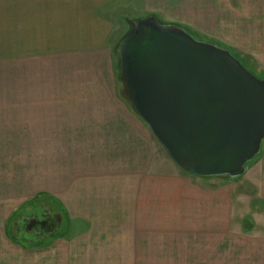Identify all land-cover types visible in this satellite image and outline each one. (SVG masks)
Wrapping results in <instances>:
<instances>
[{
	"label": "crops",
	"instance_id": "0c3cea01",
	"mask_svg": "<svg viewBox=\"0 0 264 264\" xmlns=\"http://www.w3.org/2000/svg\"><path fill=\"white\" fill-rule=\"evenodd\" d=\"M116 3L127 13L147 8L165 22L264 62V0H0V145L16 144L11 151L19 156L18 145L28 143L32 168L43 166L48 174L59 168L66 175L59 196L52 189L38 190L23 206L43 193L59 212L66 238L115 237L109 231L136 213L142 182L146 187L147 176L159 174V214L188 216L198 220L199 230L219 232L222 239L230 235V249L236 257L244 254L243 264H264V235L251 221L233 227V184H206L214 178L198 184L199 177L183 173L121 95L114 55L100 59L109 35L106 43L98 39V15L116 14ZM33 144L39 147L35 157ZM259 158L252 166L259 178L251 186L264 200V153ZM13 164L22 172L20 162ZM25 174L17 173L19 189ZM20 206L0 215V264H90L84 262L86 254L107 253L11 241L5 224L29 210ZM69 254L76 261H67Z\"/></svg>",
	"mask_w": 264,
	"mask_h": 264
},
{
	"label": "water",
	"instance_id": "95a60500",
	"mask_svg": "<svg viewBox=\"0 0 264 264\" xmlns=\"http://www.w3.org/2000/svg\"><path fill=\"white\" fill-rule=\"evenodd\" d=\"M127 25L113 55L133 112L183 173L238 179L262 154L264 77L152 14Z\"/></svg>",
	"mask_w": 264,
	"mask_h": 264
},
{
	"label": "rangeland",
	"instance_id": "374dc122",
	"mask_svg": "<svg viewBox=\"0 0 264 264\" xmlns=\"http://www.w3.org/2000/svg\"><path fill=\"white\" fill-rule=\"evenodd\" d=\"M119 6L120 5L116 3L114 10L116 14L109 13V15H98V39L100 40V38H102L101 41L106 43V39L109 35V41L106 43L107 45L99 50L101 60L113 54L114 47H111V45H113L114 40H112V38L115 37L116 42L127 30L128 19L146 16L149 13L147 12V8L143 10H141V8H134L133 10L131 9L130 13H127L126 11L128 10H124L123 8L119 9ZM153 16H155L158 22L162 24L166 23L165 20L163 21L158 16ZM175 25L182 27L195 39L201 42L214 44L227 49L248 71L259 78L264 77V62L252 61V59L247 56L242 57L221 42L202 35L185 25L178 23H175ZM117 83L118 88H120L119 81ZM11 145L16 144L7 143L2 146L0 145V215H4V217L8 215L9 209L10 211L16 212L19 204L21 208L24 203L28 202L33 197L36 191L52 189L51 191L59 196V187L63 180V185H66V175L60 174L59 168L51 174H48V170L44 169L43 166L32 168L31 161L26 155L29 150L28 143L23 142L18 145L21 147L19 156L18 154L16 155L14 151H11ZM31 147L34 152H32V155L35 157L39 152L38 144H33ZM262 153H264V141L262 142ZM49 159L52 162L56 160L53 157ZM259 159L260 158L256 159L254 163L248 165L244 174L238 179L229 181L228 183L231 182L234 187L232 205L233 215L237 222H234L233 227L239 226L240 220L241 222L250 220L253 223V230L264 235V200L257 198V188L251 186V182L259 178L257 175H252V166ZM14 162H20L22 172L23 170L26 171V180L22 189H19L22 183L20 184L21 181L19 182V176L17 175V173H19L21 176L22 172L17 168L16 164H13ZM156 162V171L159 173V159ZM32 170L43 173L36 174L35 177H32L29 174ZM6 174L11 175L6 176ZM6 178H13V181L6 184ZM194 180H196L198 184L204 182L201 178H195ZM144 182L145 180L141 185L142 190L139 193L136 213L128 217L131 221L116 223V229L114 231H109V234H113L115 237H80L68 239L60 223L55 233L57 236L56 238L46 237L44 241H41L43 243L51 238L44 247H55L74 252L76 247L85 246L87 247V252H90V250H94L95 252L98 249L107 252L106 254H86L84 256V262L90 264H237V262L243 264L245 262L243 257L244 254H240L239 257H236L235 251L230 249L232 243L230 241V235H228V239H222L220 238L219 232H204L203 230H199L197 227L201 225L198 220L197 222L188 220V216L182 215L179 217L176 216L175 213L174 215L168 216L159 214V174L148 175L146 187L143 186ZM221 183L223 184L226 182L218 179L206 181V184L211 186ZM230 186L228 185V188H230ZM54 188L57 189L55 190ZM160 192L163 193L162 191ZM30 208H32L30 205H25L23 209L30 210ZM163 208L164 207H161L160 209H167ZM10 219L8 220L9 223L6 221L7 224H5V226L7 225V229H10V233L14 236V239L22 244L23 241L21 239L29 236L22 228L19 232L15 231L16 228L21 225L18 217L15 216L11 220ZM59 234H62L65 238L58 237ZM227 241L228 244L226 245L225 243ZM242 241L243 239L238 237V244H241ZM26 243L28 244L27 241ZM234 245L236 244L234 243ZM239 252L241 253L243 251L240 249ZM36 257L38 258V256ZM62 257L64 258V256ZM63 258L59 261H65ZM73 258L76 259L74 255L69 254L67 261H76L73 260Z\"/></svg>",
	"mask_w": 264,
	"mask_h": 264
},
{
	"label": "flooded vegetation",
	"instance_id": "af4514ba",
	"mask_svg": "<svg viewBox=\"0 0 264 264\" xmlns=\"http://www.w3.org/2000/svg\"><path fill=\"white\" fill-rule=\"evenodd\" d=\"M21 225L16 231L22 228L29 237H23V241H28L34 245L44 241L46 237L56 235V231L61 223L59 212L52 209L49 205L42 203L35 210L22 212L17 216Z\"/></svg>",
	"mask_w": 264,
	"mask_h": 264
},
{
	"label": "trees",
	"instance_id": "16d2710c",
	"mask_svg": "<svg viewBox=\"0 0 264 264\" xmlns=\"http://www.w3.org/2000/svg\"><path fill=\"white\" fill-rule=\"evenodd\" d=\"M117 72V71H116ZM119 86H120V92H121V95L123 96V98L130 104V106H131V101L129 100V98H128V95H127V90H126V86H125V84H124V82H123V80H120L119 81ZM48 200H49V198L45 195V194H43V193H39V194H37V195H35V197L32 199V201L31 202H29V204L28 205H30L32 208H30V211H32V210H35V209H37L38 207H39V205L41 204V203H45V204H47L48 203ZM48 205V204H47ZM248 219V218H247ZM249 221L250 220H246L245 221V224H249ZM249 225H251V224H249ZM12 227V226H11ZM16 231V230H15ZM6 233H7V236L9 237V239L11 240V241H13V242H16V240L14 239V236L10 233V229H7L6 230ZM59 236V235H58ZM57 236L56 235H54V236H52L51 238H56ZM50 238V239H51ZM50 239H48V240H46L45 242H40V243H37V244H34V245H38V246H44V245H47V243L49 242V240ZM22 240V239H21ZM23 241V240H22ZM28 242V241H27ZM23 245H32V244H30L29 242H28V244L26 243V240L25 241H23V243H22Z\"/></svg>",
	"mask_w": 264,
	"mask_h": 264
}]
</instances>
